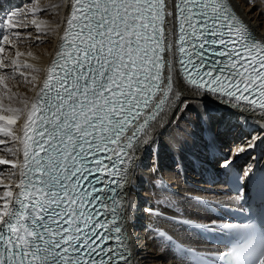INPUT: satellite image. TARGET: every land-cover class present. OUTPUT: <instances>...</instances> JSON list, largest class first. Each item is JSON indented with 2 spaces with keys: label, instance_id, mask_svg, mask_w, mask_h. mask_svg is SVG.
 Listing matches in <instances>:
<instances>
[{
  "label": "snow or ice",
  "instance_id": "obj_1",
  "mask_svg": "<svg viewBox=\"0 0 264 264\" xmlns=\"http://www.w3.org/2000/svg\"><path fill=\"white\" fill-rule=\"evenodd\" d=\"M68 7L60 50L23 125V162L0 159L22 169L18 190L0 196V264H132L121 189L153 128L174 110L179 73L194 99L211 95L236 111L264 112V44L245 35L228 0H68ZM16 15L0 26L12 29ZM5 44L14 47L0 35V53ZM9 67L20 71L0 58V69ZM0 85L12 100L5 75ZM2 99L0 111L11 114L0 115V134L19 140L12 126L23 110L4 108ZM225 227L245 229L246 240L228 253L189 251L264 264V232Z\"/></svg>",
  "mask_w": 264,
  "mask_h": 264
},
{
  "label": "bare ground",
  "instance_id": "obj_2",
  "mask_svg": "<svg viewBox=\"0 0 264 264\" xmlns=\"http://www.w3.org/2000/svg\"><path fill=\"white\" fill-rule=\"evenodd\" d=\"M228 2L249 31L264 43V0ZM13 3L9 12L17 13L13 17L14 27L9 29L5 23L1 32L9 36L14 47L5 44V52L0 53V58L5 59V63L17 61L20 71L13 73L11 67L0 69V75L6 76L11 89L7 95H11L12 100L6 98L3 85H0V97H3L4 108L23 111L12 126L20 139L13 140L0 134V139L6 141L0 145V159L19 165L23 162V125L27 112L59 51L69 7L68 0H13ZM17 51L22 55L17 57ZM173 66L176 67L175 62ZM175 89L181 91V96L174 110L167 113L159 127L153 128L149 142L136 154L130 179L121 189L129 204L126 236L132 264H188L181 256L173 255L171 239L175 237L192 246L202 245L195 224H212L214 206L219 207L224 200L235 202L233 197L214 191L223 187L216 182L228 167L222 166L224 162H235L250 170L252 167L248 166L255 161L257 149L259 160L264 162V112L259 109L236 111L217 103L211 96L194 99V93L184 89L179 74ZM185 99L188 104L181 108ZM4 114L11 113L0 111V115ZM230 122L234 123L231 126L239 123L245 127V132L233 145L230 138L222 137ZM229 145L230 149H221ZM228 152L230 156L225 155ZM218 161L221 165L215 167ZM1 166L5 171L0 170V196L8 188L14 192L18 190L16 185L22 172L20 167L14 168L12 164ZM157 230L165 233V237L158 235Z\"/></svg>",
  "mask_w": 264,
  "mask_h": 264
},
{
  "label": "rangeland",
  "instance_id": "obj_3",
  "mask_svg": "<svg viewBox=\"0 0 264 264\" xmlns=\"http://www.w3.org/2000/svg\"><path fill=\"white\" fill-rule=\"evenodd\" d=\"M32 1H33V0H29V2H32ZM229 147H230V145H229V146H222L221 149H224V148L230 149ZM231 151H232V150H231ZM229 153H230V152L225 153V155H226V156H230ZM223 154H224V152H223ZM225 158H226V157H225ZM151 159H152V162H151V163L153 164V162H154L153 157H151ZM220 160H221V159H220ZM222 164H223V163H222ZM218 165H221V162L218 161V162L216 163L215 167L218 166ZM219 167H220V166H219ZM4 169H5V168H4L3 166L0 167V170H1V171H5Z\"/></svg>",
  "mask_w": 264,
  "mask_h": 264
}]
</instances>
